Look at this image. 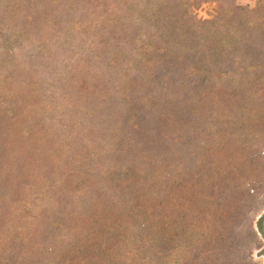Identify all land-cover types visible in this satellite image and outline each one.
Masks as SVG:
<instances>
[{
	"label": "rangeland",
	"instance_id": "374dc122",
	"mask_svg": "<svg viewBox=\"0 0 264 264\" xmlns=\"http://www.w3.org/2000/svg\"><path fill=\"white\" fill-rule=\"evenodd\" d=\"M70 1L0 0V216L30 200L17 226L103 222L111 228L106 264L113 256L118 264H260L264 155H252L264 152V63L245 78L221 63L229 74L218 78L216 99L208 87L180 93L163 75L151 81V57L136 56L139 43L120 55L101 24L97 46L112 47L111 56L92 66L94 17L106 7L87 17L65 9ZM84 3L100 2L77 8ZM237 5L253 7L251 0ZM125 13L145 17L151 8L137 4ZM193 13L201 21L223 15L207 3ZM142 24L134 31L140 41ZM243 79L256 92L242 89ZM113 88L131 95L137 126L107 110ZM239 238L247 245L240 256Z\"/></svg>",
	"mask_w": 264,
	"mask_h": 264
},
{
	"label": "trees",
	"instance_id": "16d2710c",
	"mask_svg": "<svg viewBox=\"0 0 264 264\" xmlns=\"http://www.w3.org/2000/svg\"><path fill=\"white\" fill-rule=\"evenodd\" d=\"M94 1L100 3L94 5L91 3L89 7L84 3L82 7L77 8V3H81L82 0H71L69 4L64 5L65 9L75 13L87 12V17L94 14V8L99 11L102 7H106L107 13L102 12L98 17L103 18L105 15L102 21H97V16L94 17V27L97 32L89 43L94 49L89 54L93 62L92 66L101 64L102 60L107 61L111 56L112 47L97 46L100 44L99 41L103 40V37H99L101 31H98L101 24L106 27L100 29L109 32L110 39L117 40L116 49L122 48L119 50L120 55L124 54L123 49L128 47L133 49L134 44L139 43L136 56L142 61H147L151 57V81L155 82L163 75V82L170 81L168 84H172L180 93L204 92L203 89L208 87L213 99H216L217 94L221 92L220 85L217 83L218 78H226L229 74L228 71L218 69L221 63L236 69L234 73L237 72L236 76L240 78L247 77L254 69H260L264 63V52L260 47L264 41L257 42L260 36L264 37V11H260L259 8L263 0H251L253 7L250 8L239 7L234 0ZM206 2L213 3L223 15L210 21L197 20L193 11L199 4ZM137 4L151 8V14L140 17L125 13L129 9L136 8ZM117 7L125 10L122 17H114L112 12L110 13L112 8ZM76 20V23H85L83 19L80 20L81 22L78 21L79 18ZM122 21H125L127 25L120 24ZM139 21H143L142 25L147 36L143 41H140L139 35L134 32L138 28L135 24ZM128 31H131L134 37H131ZM124 59H126L125 56H121V60ZM59 75H63L62 70L59 71ZM201 81L204 84L202 89L198 84ZM245 82L240 85L241 88L245 91L249 90V94L252 93L255 89L248 86L249 81ZM66 88H68L66 82L61 81L60 89ZM109 96L107 110L116 111L114 108H117L120 110V113L117 112L118 117L116 116L118 119L128 114L130 117L126 122L137 126L140 111L136 103L132 101L131 95L117 93L113 88ZM116 96L120 98H117L115 102L113 97ZM118 125L122 126L121 121H118ZM177 142V139L174 140V143ZM263 155L264 152L257 151L252 155V159L255 161ZM261 170L264 171V167ZM203 200L205 199L202 198ZM30 204V200L15 202L5 216H0V264H106L109 261V257L105 259L106 250L103 242L106 233L111 229L110 226L103 222L79 226L78 224L70 225L65 221V223L51 222L47 228L30 229L33 224H27L26 228L22 225L17 226V223L14 224L18 215H24L28 211ZM82 204H79L80 208ZM141 226L144 227V224L142 223ZM257 231L260 233L262 231L260 223L257 225ZM241 240L237 249L239 256L247 247L244 244L246 239ZM144 242V239L139 241L140 244ZM145 245L147 247H141L143 254L151 249L150 241H147ZM143 256H140L141 260L145 259ZM112 258L113 260L108 264H118L119 259L116 260L115 256ZM240 262L246 264L242 258ZM140 263L138 261L136 264ZM142 263L151 264V261L145 259Z\"/></svg>",
	"mask_w": 264,
	"mask_h": 264
},
{
	"label": "flooded vegetation",
	"instance_id": "af4514ba",
	"mask_svg": "<svg viewBox=\"0 0 264 264\" xmlns=\"http://www.w3.org/2000/svg\"><path fill=\"white\" fill-rule=\"evenodd\" d=\"M261 242L262 245L257 251L256 259L261 262L260 264H264V231H261Z\"/></svg>",
	"mask_w": 264,
	"mask_h": 264
},
{
	"label": "crops",
	"instance_id": "0c3cea01",
	"mask_svg": "<svg viewBox=\"0 0 264 264\" xmlns=\"http://www.w3.org/2000/svg\"><path fill=\"white\" fill-rule=\"evenodd\" d=\"M237 4L238 3H241V2H246V1H248V0H234ZM207 4H210V5H214L213 3H211V2H206Z\"/></svg>",
	"mask_w": 264,
	"mask_h": 264
}]
</instances>
